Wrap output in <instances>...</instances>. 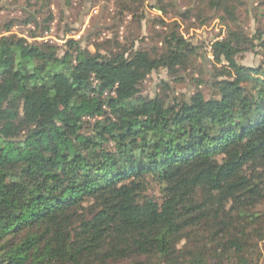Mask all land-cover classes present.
Masks as SVG:
<instances>
[{
  "label": "trees",
  "instance_id": "obj_1",
  "mask_svg": "<svg viewBox=\"0 0 264 264\" xmlns=\"http://www.w3.org/2000/svg\"><path fill=\"white\" fill-rule=\"evenodd\" d=\"M197 1L178 16L208 8L229 28L203 68L208 99L139 97L149 74L184 70L197 52L175 30L161 51L104 54L0 30V264H259L264 31L235 25L237 0ZM253 51L257 68L238 63Z\"/></svg>",
  "mask_w": 264,
  "mask_h": 264
},
{
  "label": "rangeland",
  "instance_id": "obj_2",
  "mask_svg": "<svg viewBox=\"0 0 264 264\" xmlns=\"http://www.w3.org/2000/svg\"><path fill=\"white\" fill-rule=\"evenodd\" d=\"M235 10L236 24L250 37L259 31H264V0H237ZM130 3L128 0H0V30L12 25L9 34L27 38L33 41L48 42L58 47H64L65 43L72 39L80 41L83 48L100 53L117 51L120 47H129L134 43L135 50L151 52L153 49H163V39L174 30L187 42L197 49L190 57L187 67L173 75L166 70L152 72L147 76L140 87V98H152L155 95L168 97L189 96L197 91L207 99L213 91L206 84L209 80L206 71L212 66L211 45L225 38L227 30L225 21L206 8L200 18L193 15L183 19L179 13L192 10L196 13L200 7L197 0H144L143 6ZM166 12H160L154 7L164 5ZM34 15L39 22V28L35 25H26L24 22ZM52 21L47 30L42 32L43 21L49 16ZM196 15V14H195ZM211 18V19H210ZM207 20L202 27L199 23ZM233 28V24H228ZM31 31H35L40 38L28 39ZM8 35V34H5ZM211 62L203 64L202 56ZM240 65L257 68L260 58L257 52H248L237 58ZM205 69V73L203 72ZM94 121L90 120L84 129H92ZM148 195H160V188L151 179L148 180ZM253 212L259 215L256 226L264 228V203ZM255 254L259 258V264H264V238L255 240ZM127 264V263H110Z\"/></svg>",
  "mask_w": 264,
  "mask_h": 264
}]
</instances>
